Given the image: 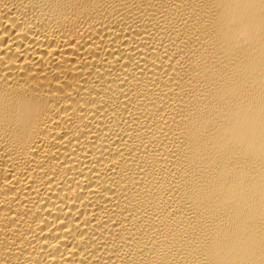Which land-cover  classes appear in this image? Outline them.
Masks as SVG:
<instances>
[{"label":"bare ground","instance_id":"1","mask_svg":"<svg viewBox=\"0 0 264 264\" xmlns=\"http://www.w3.org/2000/svg\"><path fill=\"white\" fill-rule=\"evenodd\" d=\"M0 264H264V0H0Z\"/></svg>","mask_w":264,"mask_h":264}]
</instances>
